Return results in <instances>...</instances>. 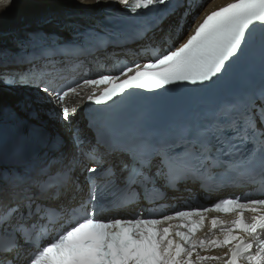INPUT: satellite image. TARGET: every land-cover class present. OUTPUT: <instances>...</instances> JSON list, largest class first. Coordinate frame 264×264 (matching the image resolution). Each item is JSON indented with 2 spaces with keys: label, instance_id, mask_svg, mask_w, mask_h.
Instances as JSON below:
<instances>
[{
  "label": "snow or ice",
  "instance_id": "obj_1",
  "mask_svg": "<svg viewBox=\"0 0 264 264\" xmlns=\"http://www.w3.org/2000/svg\"><path fill=\"white\" fill-rule=\"evenodd\" d=\"M111 2L133 14L104 17V28L120 25L118 40L54 7L40 23L71 28L69 37L24 28L0 45V92L34 90L6 109L14 134L0 133V264H264V75L259 89L223 87L253 52L264 73V0H205L207 10L198 0ZM11 3L0 0V12ZM161 45L143 62L57 80V62L86 49L139 56ZM181 83L208 89L206 103L161 126L116 129L95 117L82 125L75 117L83 104L67 103L86 87L85 103L108 105L130 91ZM256 184V198L153 211L182 186Z\"/></svg>",
  "mask_w": 264,
  "mask_h": 264
},
{
  "label": "bare ground",
  "instance_id": "obj_2",
  "mask_svg": "<svg viewBox=\"0 0 264 264\" xmlns=\"http://www.w3.org/2000/svg\"><path fill=\"white\" fill-rule=\"evenodd\" d=\"M213 4L219 5L214 2ZM211 6L206 3L204 10ZM54 7L69 14L72 22L81 28L89 26L102 28L100 18L104 17V11L125 12L123 9H118L121 5L111 0L107 4H96L94 0H84L83 4L79 0H12L11 5L0 12V45L6 43L10 46L13 32L17 29L44 27L46 30H51L55 28V24L40 23L41 17ZM60 31L70 34L71 28L61 26Z\"/></svg>",
  "mask_w": 264,
  "mask_h": 264
},
{
  "label": "water",
  "instance_id": "obj_3",
  "mask_svg": "<svg viewBox=\"0 0 264 264\" xmlns=\"http://www.w3.org/2000/svg\"><path fill=\"white\" fill-rule=\"evenodd\" d=\"M100 20L104 21L103 19H100ZM105 24L106 23L104 22V24H102V25H105ZM47 28H49V27L47 26ZM60 28H61V26H56L55 28H53L51 30L58 31V32H60L61 35L65 36V37L70 36V34H67L65 32H61ZM47 30H49V29H47ZM4 44H6V43H4ZM4 44H2V45H4ZM33 91H34L33 89H6L3 92H0V133H3L4 135H6L9 138L14 134L15 128H14L12 119L9 116L6 109L8 107L14 105L16 99L19 96H21L27 92H33ZM43 118L47 119L48 117L44 116Z\"/></svg>",
  "mask_w": 264,
  "mask_h": 264
},
{
  "label": "rangeland",
  "instance_id": "obj_4",
  "mask_svg": "<svg viewBox=\"0 0 264 264\" xmlns=\"http://www.w3.org/2000/svg\"><path fill=\"white\" fill-rule=\"evenodd\" d=\"M118 9H122V7L121 8H118Z\"/></svg>",
  "mask_w": 264,
  "mask_h": 264
}]
</instances>
